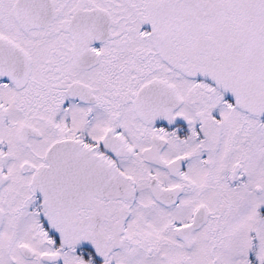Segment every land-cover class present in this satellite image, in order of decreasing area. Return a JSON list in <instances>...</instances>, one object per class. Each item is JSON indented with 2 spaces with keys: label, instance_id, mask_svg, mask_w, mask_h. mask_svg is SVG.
I'll list each match as a JSON object with an SVG mask.
<instances>
[{
  "label": "snow or ice",
  "instance_id": "snow-or-ice-1",
  "mask_svg": "<svg viewBox=\"0 0 264 264\" xmlns=\"http://www.w3.org/2000/svg\"><path fill=\"white\" fill-rule=\"evenodd\" d=\"M0 264H264V0H0Z\"/></svg>",
  "mask_w": 264,
  "mask_h": 264
}]
</instances>
